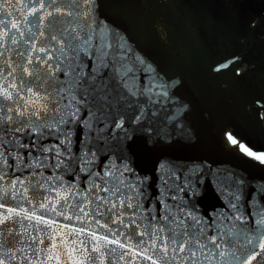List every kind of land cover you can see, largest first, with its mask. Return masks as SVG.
Wrapping results in <instances>:
<instances>
[{
  "label": "snow or ice",
  "instance_id": "1",
  "mask_svg": "<svg viewBox=\"0 0 264 264\" xmlns=\"http://www.w3.org/2000/svg\"><path fill=\"white\" fill-rule=\"evenodd\" d=\"M0 12V264H264V177L164 150L191 136L183 102L91 0Z\"/></svg>",
  "mask_w": 264,
  "mask_h": 264
},
{
  "label": "flooded vegetation",
  "instance_id": "2",
  "mask_svg": "<svg viewBox=\"0 0 264 264\" xmlns=\"http://www.w3.org/2000/svg\"><path fill=\"white\" fill-rule=\"evenodd\" d=\"M141 2L169 50L173 95L187 112L191 136L177 145L214 138L241 154L224 143L223 130L262 151L264 107L255 101L264 95V0ZM170 104L165 100L162 112Z\"/></svg>",
  "mask_w": 264,
  "mask_h": 264
},
{
  "label": "water",
  "instance_id": "3",
  "mask_svg": "<svg viewBox=\"0 0 264 264\" xmlns=\"http://www.w3.org/2000/svg\"><path fill=\"white\" fill-rule=\"evenodd\" d=\"M9 2L13 3L15 8V0H9ZM59 2L67 4L70 0H59ZM91 7L93 9L91 14L94 17H98L101 22L109 23L112 27L119 29L127 38H130L129 43L132 46L130 51L133 54L147 57L148 62L157 71L166 73L170 80L169 50L156 32L151 15L143 7L141 0H91ZM3 15L0 12V19L3 18ZM17 17H19V13H17ZM163 105L157 103L156 107L162 112ZM164 150L174 154L177 159L206 160L212 164L213 168H232L245 172L249 177L257 179L264 177V167H261L258 161L248 158L246 155L234 154L213 139H201L183 146L172 145ZM137 151L140 152L141 159L145 162H150L155 155L153 151L146 149L142 142H138ZM197 195L198 202L205 209L220 203L210 186L206 187L202 194L198 193ZM257 196L259 199V194ZM247 210L254 212L256 209L248 205Z\"/></svg>",
  "mask_w": 264,
  "mask_h": 264
},
{
  "label": "trees",
  "instance_id": "4",
  "mask_svg": "<svg viewBox=\"0 0 264 264\" xmlns=\"http://www.w3.org/2000/svg\"><path fill=\"white\" fill-rule=\"evenodd\" d=\"M262 151H264V147H263Z\"/></svg>",
  "mask_w": 264,
  "mask_h": 264
}]
</instances>
